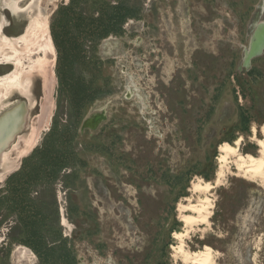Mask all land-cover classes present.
I'll return each mask as SVG.
<instances>
[{
    "label": "rangeland",
    "instance_id": "rangeland-1",
    "mask_svg": "<svg viewBox=\"0 0 264 264\" xmlns=\"http://www.w3.org/2000/svg\"><path fill=\"white\" fill-rule=\"evenodd\" d=\"M132 1L142 12L122 36L105 39L95 50L85 43L87 55L101 63L100 78L110 79L112 94L84 108L77 134H66H75L71 146L81 162L62 172L75 174L66 189L60 178L55 191L73 264H183L171 248L179 243L173 233H185L178 203L198 200L191 192L196 180H214L220 144L241 138L242 152L257 155L254 136L264 140V51L243 65L254 27L264 21V0ZM68 3L18 0L17 11L5 6L2 34H25L35 17L44 19L51 35L54 14ZM49 60V118L42 122L43 81L34 74L32 94L25 96L29 114L6 150L0 188L55 122L71 123L69 100L59 91L55 46ZM91 76L85 73L87 80ZM14 92L2 94L0 112L17 99ZM101 112L105 120L95 129H82ZM223 182L211 196L209 224L195 226L185 243L193 252L211 247L216 264H264V185L234 174ZM14 224L9 218L0 225V264H43L29 247L10 241ZM55 225L50 220L46 228Z\"/></svg>",
    "mask_w": 264,
    "mask_h": 264
},
{
    "label": "trees",
    "instance_id": "trees-1",
    "mask_svg": "<svg viewBox=\"0 0 264 264\" xmlns=\"http://www.w3.org/2000/svg\"><path fill=\"white\" fill-rule=\"evenodd\" d=\"M138 6L132 0H69L53 16L50 30L58 51L59 91L69 100L68 121L71 123L60 126L55 122L41 145L23 160L20 169L0 188V212L6 210L0 225L13 218L15 224L8 238L12 243L29 247L43 264L75 262L70 241L61 233L55 183L61 178L66 189L75 172L72 175L62 172L72 162V165L81 162L71 146L75 134L68 137L66 134L77 132L78 119L84 108L112 93L110 79L100 78L101 63L96 56L87 55L85 43L90 42L95 50L109 35H122L127 20L139 19L141 6ZM88 72L92 75L89 80L85 77ZM244 123L246 129L248 119L244 118ZM203 177L208 178L205 174ZM50 220L55 221V228H46ZM57 257L63 258L62 263L55 260Z\"/></svg>",
    "mask_w": 264,
    "mask_h": 264
},
{
    "label": "bare ground",
    "instance_id": "bare-ground-1",
    "mask_svg": "<svg viewBox=\"0 0 264 264\" xmlns=\"http://www.w3.org/2000/svg\"><path fill=\"white\" fill-rule=\"evenodd\" d=\"M17 4L18 0H2L1 6L17 11L19 9ZM2 17L0 16V64H10L14 69L9 74L0 77V98L2 99V94L8 95L13 90L18 91L23 96H28L32 75L37 74L43 81L44 97L40 106L42 122H47L46 120H48L52 108L51 91L53 87V79L51 77L52 62L49 59L54 56V46L48 24L44 19L33 17V20H30L31 22L26 28L25 34L15 38H7L2 34L4 26ZM11 41H13V44L10 43ZM5 46L8 47V53H5L2 49ZM12 121V119L8 120V122ZM8 126H5L2 132ZM252 131L255 133V128ZM263 132L264 129L262 130ZM254 141L259 147L257 155L242 152L241 138H237L232 143L220 144L216 156L217 169L214 180L212 182L203 181L202 178L196 180L191 185V192L199 195L198 200L195 203L190 201H187L188 204L178 203V216L180 215V221L184 225L185 233H173V237L179 243L171 248L175 257L183 264H216L215 252L211 247L204 246L202 249L193 252L185 243V239L195 226L209 224L213 209L211 196L214 190L222 184L227 174H234L253 183L264 185V140H258L254 136ZM5 160L6 150L1 153L0 166L2 165L3 167L6 164ZM4 174H1L0 178ZM186 200L188 199L184 198V201Z\"/></svg>",
    "mask_w": 264,
    "mask_h": 264
},
{
    "label": "water",
    "instance_id": "water-1",
    "mask_svg": "<svg viewBox=\"0 0 264 264\" xmlns=\"http://www.w3.org/2000/svg\"><path fill=\"white\" fill-rule=\"evenodd\" d=\"M2 0H0V16L4 18L2 13L6 8L1 6ZM7 10V9H6ZM9 11V10H8ZM16 16L18 14H12ZM6 25L4 24L3 29ZM264 51V21L259 22L255 25L254 31L252 33L251 39L249 41L248 47L244 51L243 57V65L249 66L251 60L259 55H261ZM24 99L18 101L17 103L5 108L0 112V156L2 151L7 150V148L12 144L17 135L23 130L25 118L27 115V107L25 101L27 98L23 96ZM12 119V122H8V120ZM105 120L104 112L98 113L91 118H88L83 122L82 129H95L97 125ZM10 123V124H9ZM6 130L4 132L3 129ZM11 172L7 173L10 174ZM6 176L4 177V179ZM3 179V180H4Z\"/></svg>",
    "mask_w": 264,
    "mask_h": 264
},
{
    "label": "flooded vegetation",
    "instance_id": "flooded-vegetation-1",
    "mask_svg": "<svg viewBox=\"0 0 264 264\" xmlns=\"http://www.w3.org/2000/svg\"><path fill=\"white\" fill-rule=\"evenodd\" d=\"M10 29H11V32L14 33V35L19 31L18 28H10ZM20 32H22V30ZM18 34H20V33H17L15 36H18ZM0 65H1V67H0V74H1V76L9 74L10 73L9 69H12V67H13L10 64H0ZM33 85H34V81L32 80L31 81V86H30L31 87L30 88L31 94H32V86ZM14 94H15V96H16L17 99L18 98L24 99L23 95H21L20 93L14 92ZM17 99L13 100V102H11L10 105H13V104L17 103L18 102V101H16Z\"/></svg>",
    "mask_w": 264,
    "mask_h": 264
},
{
    "label": "crops",
    "instance_id": "crops-1",
    "mask_svg": "<svg viewBox=\"0 0 264 264\" xmlns=\"http://www.w3.org/2000/svg\"><path fill=\"white\" fill-rule=\"evenodd\" d=\"M137 2L135 1V6L136 5H138V4H136ZM138 7H140V6H138ZM140 12H142V10H140ZM134 20H139V19H129V20H127V22L124 24V26H123V34L125 33V25H127V23H130V22H132V21H134ZM120 37V36H122V35H119V36H115V35H109L107 38H109V37ZM107 38H104V39H102L99 43H101V42H103L105 39H107ZM99 45V44H98ZM112 94V93H111ZM110 94V95H111ZM107 96H109V95H107ZM106 96V97H107ZM105 98V97H104ZM103 99V98H102ZM62 220V219H61ZM63 225V224H62Z\"/></svg>",
    "mask_w": 264,
    "mask_h": 264
}]
</instances>
